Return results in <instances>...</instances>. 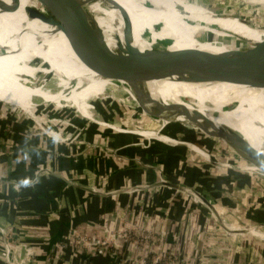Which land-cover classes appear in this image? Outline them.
I'll use <instances>...</instances> for the list:
<instances>
[{
	"label": "crops",
	"instance_id": "crops-1",
	"mask_svg": "<svg viewBox=\"0 0 264 264\" xmlns=\"http://www.w3.org/2000/svg\"><path fill=\"white\" fill-rule=\"evenodd\" d=\"M240 1L247 7L252 5V9L257 7L255 11L258 13L264 12V8L260 6ZM198 4L202 5L199 2ZM249 12H243L244 17L251 16L252 12L251 14ZM256 21L262 22L259 19ZM21 85L23 91L20 88L7 91L3 84L0 85V91H3L0 92V103L10 104L19 111L23 110L30 120H34L37 127H42L43 121L35 117L37 108L25 109L22 102L29 103L34 98L42 99L40 103L43 105L49 106V102L33 90L40 91L34 88L32 90L24 82ZM24 87H28L32 94L26 93ZM49 101L55 102L53 99ZM114 108L120 113L121 108L117 104ZM104 109H100V115L104 114ZM65 115L70 116L71 113L66 112ZM78 119L81 121L84 118L80 116ZM23 120L21 118L15 122L1 123L4 126L0 124V150L4 152L0 158V226L5 227V234L8 236L9 233H15L14 238L10 240L14 242L16 239L18 246L20 245L18 249L10 252L13 261L8 260L1 254L4 241L2 238L0 264H140L137 259L143 258L145 254L136 251L127 240H117L114 249L103 256L86 253L80 248L73 247L71 243L69 234L74 232L88 234L97 229L104 235L105 232L119 228L122 222H135L140 232L152 230L154 233H163L164 252L181 258L193 253L186 237L202 230L206 218L200 213V219L194 217L188 225L185 222L187 220L185 202L181 196H174V192L168 187L150 188L145 184L149 186L156 183L158 178L169 182L180 178L181 183L188 180L199 181L202 170L192 162L202 163L198 159L200 155L197 156L183 146H178L181 150L173 152L156 140L150 142L147 150L137 148L132 146L138 142L137 133L132 132L129 133L132 138L128 136L118 138V147H115L119 149L118 156L116 153L113 155L114 159L106 160L104 153L100 156L96 153H93V156L87 155L89 152L83 151L82 142L79 141H75L76 145L70 144L69 147L56 144L31 126L29 120L21 122ZM7 125L11 128H7ZM34 130L38 132L37 136H33ZM164 134L168 135L165 132ZM92 137H96V131H93ZM195 143L199 145V142ZM161 148L167 151V155L161 154L154 158L156 151L160 152ZM54 152L64 155L57 156ZM144 153L156 161L161 174L141 169L134 163L136 158ZM171 162L173 168L169 166ZM41 167L51 168L56 175L34 182L36 172ZM172 170L174 174L171 173ZM180 170L181 175L175 173ZM214 182L216 188L221 191L227 189L225 187L232 179L216 178ZM16 183L20 186L17 187ZM129 184L133 188L130 191L109 195L111 190L123 189ZM239 184L247 182L240 181ZM222 192L220 195L224 199ZM193 209L196 207L193 206ZM251 212L245 214L249 222L254 211L252 214ZM255 214L257 222L261 214L260 212ZM247 237L235 245L231 259L234 264H259L260 260L264 261V244L260 242L262 241L260 237L251 234ZM7 241L9 239L5 237V242ZM197 244L200 245L199 242ZM152 246L149 244V248Z\"/></svg>",
	"mask_w": 264,
	"mask_h": 264
},
{
	"label": "bare ground",
	"instance_id": "bare-ground-1",
	"mask_svg": "<svg viewBox=\"0 0 264 264\" xmlns=\"http://www.w3.org/2000/svg\"><path fill=\"white\" fill-rule=\"evenodd\" d=\"M5 1L10 4L9 0ZM115 1L126 10L132 20V28L128 31H124L122 17L112 6L107 5L108 7L104 8L99 3H93L86 7L85 13L92 16L104 41V46L102 44L98 49H103L106 54L125 55L131 69H142L171 79H165L162 83L111 81L105 79L99 72L83 67L86 63L80 61L71 51L68 37L64 32L25 17L24 8L28 6V0H20L17 10L0 14V30L10 29L8 25H17L20 26L19 29L24 30L6 44H0V73L21 80L30 88L42 92L33 90L38 95L46 97L50 104L68 106L86 119L91 117L90 113L96 109V106L89 101L95 98H108L106 89L137 96L142 94L146 101L158 110L155 119L161 128L166 124L165 122L176 121L193 126L191 111H194L200 119L197 123L203 124L200 129L218 135L221 139L230 138L234 141L237 137L264 153V93L262 91L217 85L206 78L194 77L193 80L190 76L188 78L187 75H182L183 70L185 72L194 67L189 52L198 46L192 38L193 31L187 30L180 21L184 17L179 16L175 11V4L181 5V3L177 0H151L155 10L147 11L139 5L140 1L145 0ZM242 1L257 6L259 3L264 5V0ZM186 10L190 13L195 10L201 20L219 24L253 40L259 41L264 38V27H254L259 34L237 21L206 17L203 15L204 12L192 6H186ZM128 33L129 46H125ZM38 37L44 42L40 43ZM28 39L32 41L27 44ZM199 48L220 52L209 44L200 45ZM41 74L43 80H40ZM178 76H181L182 80ZM47 83H53L58 89H49ZM230 91L239 94L237 103L235 98L229 95ZM248 92H252L249 94L250 97L246 95ZM48 99H53L55 102ZM150 105L147 108L151 107ZM133 108L145 116L141 108L138 106ZM106 124L108 127L113 126L110 123H104L103 126ZM193 127L196 128L195 125ZM139 134L150 136L151 139L159 142H171L186 147L191 152L208 158L203 152H199L198 147L177 142L161 135L156 129L154 133L142 131Z\"/></svg>",
	"mask_w": 264,
	"mask_h": 264
},
{
	"label": "rangeland",
	"instance_id": "rangeland-1",
	"mask_svg": "<svg viewBox=\"0 0 264 264\" xmlns=\"http://www.w3.org/2000/svg\"><path fill=\"white\" fill-rule=\"evenodd\" d=\"M191 1L195 3L199 2L203 6L213 9L219 13L241 17L242 19H245L249 22H253L261 27H264V12L258 13L255 11L257 7H253V9L251 7H247L240 0H191ZM246 3L250 4V2H246ZM258 5L264 8L263 4L259 3ZM247 11H250L249 12L250 14L252 12L253 16L251 15L244 17L243 12H247ZM256 19H259L262 22L256 21ZM8 26H10V29L7 28L0 30V44L2 45L6 44V42L15 38L17 35H19L24 31L22 30L23 28L19 29L20 26L17 25H8ZM18 30L21 31L19 32ZM31 41L32 39H28L27 44L30 43ZM83 67H88V66L87 64H83ZM41 75L42 76L40 77L42 78L43 74ZM5 77L9 79H5ZM40 80H43V78ZM40 80L38 81V83L41 82ZM21 83H23L21 80L14 79L0 73V85L3 84L5 86V90L7 88V91L11 90L10 87L13 88L12 89L13 91L14 88L22 89L21 87L23 85H21ZM28 87H24V90L26 91V93L29 92L32 94V91ZM47 87L49 89H54V90L58 89L57 88L58 86L57 87L54 86L53 83H47ZM106 94L109 95L108 98L106 99L95 98L94 100L92 99L93 101L92 100L89 101L90 104L92 102V104L96 106V109H94V112L92 111L93 113L92 112L90 113L91 117L87 119L86 118L83 119L85 122L83 120L80 121L78 118L81 115L77 111H75L74 109L68 106L60 107V105H53L50 103L49 106L43 105L41 104L42 99L40 100L38 98L31 99L29 103L28 101L27 103L22 102V105L24 106L25 109H29V110L32 109V107L33 110L37 108L35 112L36 113L35 117L40 121H43L45 123H49L50 121L61 123L60 125L56 126L57 128H55V131L57 132L58 129L61 131L63 130L62 136L67 135L68 137L72 138L70 139V141L64 143V146L69 147L70 144L76 145L75 141L82 142L81 147L83 151L89 152L87 153V155L90 154L91 156H93L96 153L97 155L99 154L98 156H100L101 153L102 154L104 153L106 156L105 158L106 160L112 159L113 155H115L119 150L118 148L115 149V147H118L117 145L119 143L120 136L131 137V135L127 131H131L130 133L132 132L138 133L136 135V140L138 142H136V144H132V146H137V148L139 147L142 148L143 150H147L150 142L154 140L151 139L150 136L145 137L139 133L142 131L143 132L148 131L149 133H154V128L150 126L148 120L146 119V116H144L140 112H137L133 108V106H131V104L128 101H126L125 98L120 97L119 95H110L108 90L106 91ZM105 95L102 96L105 97ZM109 101H111L113 104L116 103L117 106L121 108L119 109L120 113H118L116 108H114L116 107V104L113 105L111 103L110 106L111 108L110 109L106 108L107 110L106 111L103 107L105 113L103 115H100L101 112L100 109H102L100 107H102V105H104L105 102H109ZM128 103L130 104V106ZM0 104H1L0 124L1 123L5 124V122L7 123L13 121L15 122L16 119L20 120L22 118L24 120L21 122H27L29 120L31 126L33 125L34 128H38L37 125H35L34 120L33 121L30 120L29 116L26 115L23 110L19 111L18 109L12 108V105L10 104H6V103L5 104L0 103ZM54 106H56V108ZM60 110H64V111H60ZM113 110L114 113H112ZM66 112L67 114H69L70 112L71 115L70 116L65 115ZM104 123H110V125L113 126L108 127L107 124L103 126ZM165 123L166 124L162 127V129L172 131L173 133L171 132L168 133V135H165L164 134L165 131L164 132L159 131L161 135L167 136L173 140H176L177 142H182L183 144L185 143L191 144L194 145L195 147L199 146L201 148L200 149L198 147L199 152L200 151L203 152V154H205L209 158H203L202 156H199L197 154V156H199L198 159H200L202 163H198L197 161L192 162L197 166L198 169L202 170L199 176V181L188 180L181 183L180 178L178 180L172 179L171 182L163 178H158V181L156 183L150 184L149 187L154 188L157 186H161L160 183L162 180H164L165 182H169L172 185H180L181 188H183L182 191L180 190L177 191L176 189H171V190L174 192L173 194L174 196L175 195L176 197L181 196L183 198V201L185 202L184 204H185V209H186L185 211L187 217L186 218L187 220H185V222L188 225H190L192 221L191 219L194 217H199L200 213L201 216H204L207 221L205 225L203 224L202 230H200L199 232H194L195 233L194 235L188 234L189 236L186 237V240L190 242V246H192L193 253L188 254L184 258L177 257L163 251L164 250L162 247L163 233L161 232L154 233L152 230H148L146 232H140L139 227L137 226V224H135V222L133 223L122 222L121 226L124 227L125 223L132 224V228L127 230L128 231L127 235H130V237H134L135 238L134 240L136 242L135 244L138 245L139 247L136 248L134 246L133 240H127V242L131 244L134 249L136 248L135 249L136 251H141L143 252V254H145L143 258L137 259L138 262H140V264H149L148 262L152 260L151 256L153 255V257H155L156 253H160V254L162 253L161 255L165 257V259L161 258L157 262V264H162L164 262L166 264L170 262H175V264H234V262L231 259L233 258V250H235V245L239 240L243 238L244 239L248 238L247 236H249L250 234L251 235L256 234V235H260L259 239L262 240L260 242L264 244V226H261V224L264 225L263 223L264 222V178L254 173L253 170L251 169L246 170L245 166L233 162L232 160L226 158L221 153L217 152L216 150L206 145L197 146L195 142L198 140L195 139H197L196 138L197 135L201 133L200 130H198L197 128L181 121H176L175 123H169V122L168 123L165 122ZM4 124L1 125L4 126ZM63 126H66L68 128H64ZM6 127L11 128L10 125H7ZM113 127L116 128L113 129ZM66 131H68V133H66ZM93 131H96V137L94 138L92 137ZM181 133H183L182 135L185 136L180 135ZM32 134L33 136H37L38 132L34 131L32 132ZM117 135L119 137H117ZM161 144L165 148L171 149V151L173 152L174 150H181L180 147L172 144L171 142L170 143L162 142ZM156 152L157 154H154V158L155 156H160L161 154L167 155V151L164 150V148H161L160 152L159 151ZM3 153L4 152L0 150V158L2 157ZM55 154L59 156L64 155L63 153L60 152L57 153L54 152V155ZM76 155L77 153H75V156ZM142 156L137 157L136 162L134 163H137V165L140 166L141 169L152 170L155 172H159V174H161V169L158 168V165L155 160H152L150 156L146 153H144ZM117 159H119V157ZM169 166L173 168L174 166L173 162H171ZM177 172L179 175L182 174L181 170L175 171V173ZM171 173L174 174L173 170L171 171ZM223 177L231 178L232 182L228 184L227 187H225L227 189H223L219 191L216 188L215 185L216 182H214V179L216 178L221 179ZM252 179H255V181ZM240 181L247 182V184H239ZM145 185L147 186L148 184L146 183ZM138 186L144 187L141 186V184H138ZM129 187H131L130 184L125 188H129ZM132 187L134 186L132 185ZM115 190L116 189L111 190V192ZM194 192L197 194V196L194 195L195 194ZM221 192L223 194L224 199L220 195ZM200 198L206 199L212 208L210 209L209 207H206L205 203H203V201ZM193 206H195L196 209H193ZM249 211L250 212L254 211L253 214L251 212L252 218L250 219V222L245 216V214L248 215V213H250ZM259 212L261 215L258 218L259 220H257L256 222L255 219L257 217V214L255 213H259ZM198 219H200V217ZM148 232H151L152 235H149ZM92 233L95 232L91 231L88 234H92ZM80 234L84 235L83 233ZM5 237L6 239L8 238V235H5V227L0 226V240L2 238L4 239L3 246L1 248L2 249L1 254L3 255H5ZM144 237H147L149 239L144 240L143 239ZM72 242L73 241H71V243ZM197 242L200 243L199 246ZM149 244L153 245L152 248H149ZM72 245L73 247L78 248L76 247L75 242H73ZM111 249L113 250L114 248L112 247ZM169 256H171L170 259H167L166 257ZM259 264H264V261L260 260Z\"/></svg>",
	"mask_w": 264,
	"mask_h": 264
},
{
	"label": "water",
	"instance_id": "water-1",
	"mask_svg": "<svg viewBox=\"0 0 264 264\" xmlns=\"http://www.w3.org/2000/svg\"><path fill=\"white\" fill-rule=\"evenodd\" d=\"M9 1L10 4L5 0H0V14L13 12L18 9L20 0ZM177 1L181 5L179 3L175 4V11L179 16L184 17L180 21L186 26L187 30L193 31L192 38L198 46L189 52L194 67L185 72L183 70L182 75H187L188 78L190 76L193 80H195L194 77L206 78L217 85L240 87L249 91H262L264 93V38L256 41L233 30L223 28L219 24L205 22L201 20L198 12L193 10L190 13L189 10H186V6H192L204 12V16L215 20L237 21V23L257 33L259 31L254 27L261 26L241 17L219 13L191 0ZM93 3H99L104 8L108 7L107 5L112 6L122 17L124 31L132 28L131 18L126 10L115 0H28V6L24 8V14L28 20H38L47 27H53L64 32L68 37V45L75 56L83 63H86L89 69L99 72L107 80H123L132 83H162L165 79H171L165 76H157L146 70L131 69L127 64L128 58L125 55L106 54L103 49H98L104 43L103 39H101V31L95 26L92 16L85 13L86 7ZM139 5L147 11L155 10L153 9L154 3L151 0L140 1ZM161 11L163 10L161 9ZM125 39V46H129V33ZM37 40L40 43L44 42L40 37ZM203 44L212 45L220 52L200 49L199 46ZM128 52H132V50H128ZM178 77L182 80L181 76ZM107 90L110 95H119L135 108L136 106L141 108L145 112L146 119L152 128L161 132L165 131V133L172 132L163 130L158 126L155 119V114L158 113V110L151 106L142 94L138 96L128 93L123 94V92L109 89H106L105 92ZM250 93L252 92H248L246 95L250 97ZM229 95L235 98L236 103L238 102L236 100L239 97L238 93L230 91ZM149 105L151 107L147 108ZM191 114L193 115L192 124L201 132L195 139L198 140L199 145H206L216 150L233 162L245 166L246 170L251 169L254 173L264 178V153L262 151L257 150L245 140H240L237 137L234 141L230 138L221 139L218 135L200 129L203 124L197 123L200 120L198 114L194 111H191ZM160 185L176 189L177 191H182L183 189L180 185H172L163 180ZM131 189L123 188L113 191L109 195L127 192ZM194 195L197 196L196 193ZM200 199L207 207L212 208L206 199ZM261 226L264 225L261 224Z\"/></svg>",
	"mask_w": 264,
	"mask_h": 264
},
{
	"label": "built area",
	"instance_id": "built-area-1",
	"mask_svg": "<svg viewBox=\"0 0 264 264\" xmlns=\"http://www.w3.org/2000/svg\"><path fill=\"white\" fill-rule=\"evenodd\" d=\"M44 123L43 126H38V129L44 136L48 137L50 140H52L54 143L56 144H60V145H64V143L70 141V139H72L71 137L66 136H62V131L58 129V131H55V128H57V125H60L61 123L58 122H54V121H50L49 123ZM35 132H37L36 130H34ZM127 132H131V131H127ZM59 156V155H57ZM56 156V157H57ZM56 172H54V170H51V168L49 167H41L38 169V171L36 172V176L33 179L34 182H37L39 179L47 177V176H55ZM164 181V180H163ZM1 182V180H0ZM68 183H71L69 181H67ZM17 187L20 186V184L16 183ZM148 186V185H147ZM146 186V187H147ZM163 186V185H161ZM145 187V186H144ZM166 187V186H165ZM131 188V187H129ZM133 189V188H132ZM121 189H117L115 191H118ZM96 192V191H95ZM132 228V224L129 223H125L124 227H119L114 229L113 231L110 230L108 233L105 232V234L103 235H99L101 234L100 232L97 231V229H95L92 234H84L81 235L79 233H72L69 234L70 235V239L71 241L76 243V247L80 248L82 251L89 253L91 255L94 256H103L106 253H109L112 249V247L114 248V246H116L117 244V240L119 239H123V240H133V244L136 248H138L139 246L136 245L135 243V238L134 237H130V235H127L129 229ZM135 229V228H134ZM149 235H152L151 232H148ZM6 235V234H5ZM13 235L15 236V233H9L8 239L9 241L5 242V258L8 260H12V258H10V252L13 251L14 249H18V241L15 239V241L13 242L12 240H10ZM17 237V236H16ZM15 237V238H16ZM14 238V237H13ZM12 238V239H13ZM139 238V237H138ZM144 240H147L149 238L144 237ZM72 242V243H73ZM135 248V249H136ZM159 254V255H157ZM162 254V253H161ZM160 253H156L155 257H153V255L151 256V261H149V264H157V262L161 259L165 257L163 255H161ZM171 256L166 257L167 259H170ZM154 259V260H153ZM162 264H166L165 262ZM167 264H175V262H170Z\"/></svg>",
	"mask_w": 264,
	"mask_h": 264
},
{
	"label": "trees",
	"instance_id": "trees-1",
	"mask_svg": "<svg viewBox=\"0 0 264 264\" xmlns=\"http://www.w3.org/2000/svg\"><path fill=\"white\" fill-rule=\"evenodd\" d=\"M5 79H9V78L5 77ZM9 84H10V83H9ZM9 84H8V85H9ZM8 87H9V86H8ZM10 89H13V88L10 87ZM111 103H112V102H105L104 105H102V108L104 107L105 110H106V108L110 109V108H111V107H110V106H111ZM112 104H113V103H112ZM97 110H98V109H97ZM106 111H107V110H106ZM104 113H105V112H104ZM112 113H114V110H113ZM148 263H149V262H148Z\"/></svg>",
	"mask_w": 264,
	"mask_h": 264
}]
</instances>
